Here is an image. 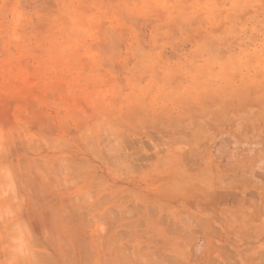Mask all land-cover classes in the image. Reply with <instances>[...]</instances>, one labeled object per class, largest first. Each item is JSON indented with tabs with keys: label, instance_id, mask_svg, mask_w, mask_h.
<instances>
[{
	"label": "rangeland",
	"instance_id": "obj_1",
	"mask_svg": "<svg viewBox=\"0 0 264 264\" xmlns=\"http://www.w3.org/2000/svg\"><path fill=\"white\" fill-rule=\"evenodd\" d=\"M262 213L264 0H0V264H264Z\"/></svg>",
	"mask_w": 264,
	"mask_h": 264
},
{
	"label": "crops",
	"instance_id": "obj_2",
	"mask_svg": "<svg viewBox=\"0 0 264 264\" xmlns=\"http://www.w3.org/2000/svg\"><path fill=\"white\" fill-rule=\"evenodd\" d=\"M241 176H242V175H241L239 172H237V178H241ZM242 181H243V180H242ZM254 188H255V187H254ZM244 197L246 198V196H244ZM239 198H240V197H239ZM240 199L242 200V198H240ZM240 199H239V200H240ZM257 202H258V201H257V198L254 197V199H253V205H256ZM255 210H256V212H258V209L254 207V211H255ZM259 214H261V212H259ZM262 214H263V213H262ZM263 215H264V214H263ZM197 243H198V242H197ZM197 243H196V244H197ZM205 246H207V243H206Z\"/></svg>",
	"mask_w": 264,
	"mask_h": 264
}]
</instances>
